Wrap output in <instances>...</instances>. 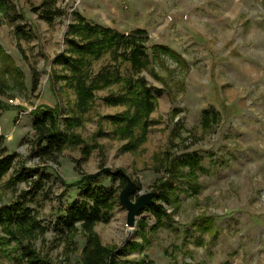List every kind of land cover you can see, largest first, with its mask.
I'll return each instance as SVG.
<instances>
[{
  "label": "rangeland",
  "instance_id": "374dc122",
  "mask_svg": "<svg viewBox=\"0 0 264 264\" xmlns=\"http://www.w3.org/2000/svg\"><path fill=\"white\" fill-rule=\"evenodd\" d=\"M77 15L125 34L144 30L149 47L166 46L173 55L157 53L142 73L157 107L138 151H122L125 142L112 135L95 137L110 131L108 116L127 109L104 102L119 93L113 85L97 91L76 129L95 146L91 155L67 147L56 164H44L31 154L32 112L59 105L62 122L72 116L76 95L61 79L70 71L54 60L66 52ZM105 58L94 68L109 66ZM210 109L220 117L205 128L202 113ZM169 150L200 158L174 183L164 205L171 218L152 230L154 217L145 212L130 228L119 202L110 220L94 228L102 244L117 248L119 264H264V0H10L9 11L0 10V154L14 155L0 196L7 201L31 192L27 205L47 229L36 241L40 252L56 264H81L84 238L67 241L57 229L68 205L82 199L65 184L97 177L119 196L124 187L111 175L121 171L134 184L135 202L158 194L156 186L168 178ZM17 174L27 177L8 187ZM142 219L150 229L144 240L137 226ZM12 250L0 245V264H15Z\"/></svg>",
  "mask_w": 264,
  "mask_h": 264
},
{
  "label": "trees",
  "instance_id": "16d2710c",
  "mask_svg": "<svg viewBox=\"0 0 264 264\" xmlns=\"http://www.w3.org/2000/svg\"><path fill=\"white\" fill-rule=\"evenodd\" d=\"M10 0H0V10L9 11ZM47 20L51 16L46 15ZM144 30H135L130 34L116 31L110 27L93 24L77 15L69 25L66 34V52L59 55L55 64H60L69 70V75L61 76L73 88L76 95L75 108L72 116L61 121L59 105L41 106L32 112V129L35 134L34 147L31 154L44 164H56L67 147L80 148L83 157L88 158L95 146H90L76 133V129L83 126L84 115L93 109L97 91L120 86L118 94L111 93L103 100L106 104L125 106V112L108 116L112 126L108 133L99 130L96 138L113 136L125 142L124 152H136L147 141L150 126L153 124L151 114L157 107V100L142 73L150 70L151 59L157 53H173L166 46L147 45ZM108 57V58H105ZM103 58L108 60L109 66L94 68V62ZM213 114V115H212ZM220 116L214 109L204 110L201 122L205 128L216 123ZM164 171L168 177L156 186L158 194L154 197L160 201H153L146 205L140 215L147 212L154 217L155 230L170 219L164 205L169 204L170 194L175 189L174 183L182 177L186 168L195 170L200 158L196 154H182L175 157L169 150L165 152ZM14 164V155L0 154V183ZM40 176L48 177L41 172ZM120 182V188L127 186V178L117 171L111 175ZM12 177L7 186L12 187L21 178ZM73 187L82 193L81 200H75L64 210L57 220L58 232L71 241L73 236L80 234L84 238L81 264H119L115 252L102 244L94 228L98 223L108 222L115 206L120 202L118 190L112 185L102 184L97 177L87 178ZM39 189V186H36ZM30 191L22 192L13 199L4 200L0 196V245H12L15 264H56L49 256L43 254L36 247V241L41 238L46 228L38 217V213L27 205ZM120 195V194H119ZM138 233L144 240L148 231L145 219L137 222ZM72 244V242H69ZM139 246V244H137Z\"/></svg>",
  "mask_w": 264,
  "mask_h": 264
},
{
  "label": "water",
  "instance_id": "95a60500",
  "mask_svg": "<svg viewBox=\"0 0 264 264\" xmlns=\"http://www.w3.org/2000/svg\"><path fill=\"white\" fill-rule=\"evenodd\" d=\"M127 178V177H126ZM127 186L121 191L119 195L120 203L127 210V226L133 228L136 225V219L140 216V212L153 202L152 198L156 193H150L137 198L135 202L131 201V196L135 192L134 184L127 178Z\"/></svg>",
  "mask_w": 264,
  "mask_h": 264
}]
</instances>
